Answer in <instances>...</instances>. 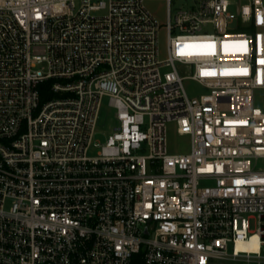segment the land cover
Masks as SVG:
<instances>
[{
    "label": "built area",
    "instance_id": "1",
    "mask_svg": "<svg viewBox=\"0 0 264 264\" xmlns=\"http://www.w3.org/2000/svg\"><path fill=\"white\" fill-rule=\"evenodd\" d=\"M147 1L0 0V264H264V0Z\"/></svg>",
    "mask_w": 264,
    "mask_h": 264
},
{
    "label": "rangeland",
    "instance_id": "2",
    "mask_svg": "<svg viewBox=\"0 0 264 264\" xmlns=\"http://www.w3.org/2000/svg\"><path fill=\"white\" fill-rule=\"evenodd\" d=\"M147 8L152 12V14L158 19V21L162 24V29L160 31V50L162 58L167 56V4L162 0H150L146 2ZM175 8V4H174ZM184 88L187 93L191 96L199 95L201 93H205V90L201 89L195 82L186 80L184 82ZM114 111L109 109L108 99L104 100L103 108L100 115V120L98 123V132L95 135V142L105 143L108 135L111 132V127L116 123L113 117ZM168 147L170 151L173 152H183L189 147V142L181 138L177 135L174 127L172 125L169 126L168 131ZM251 229L255 230L257 228V221L251 220Z\"/></svg>",
    "mask_w": 264,
    "mask_h": 264
},
{
    "label": "trees",
    "instance_id": "3",
    "mask_svg": "<svg viewBox=\"0 0 264 264\" xmlns=\"http://www.w3.org/2000/svg\"><path fill=\"white\" fill-rule=\"evenodd\" d=\"M52 82H53L52 80H47L41 85L40 91L43 100H47L48 98L51 97L52 94L50 93V90H51Z\"/></svg>",
    "mask_w": 264,
    "mask_h": 264
}]
</instances>
